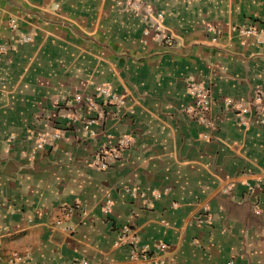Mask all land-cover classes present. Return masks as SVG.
Listing matches in <instances>:
<instances>
[{"label": "crops", "instance_id": "obj_1", "mask_svg": "<svg viewBox=\"0 0 264 264\" xmlns=\"http://www.w3.org/2000/svg\"><path fill=\"white\" fill-rule=\"evenodd\" d=\"M131 2L0 0V264L147 263L131 259L133 238L169 264H264L255 101L264 41L242 30L264 26V0H144L140 10ZM145 5L164 13L174 47L146 32ZM21 33L32 40L20 42ZM191 76L211 91L210 125L187 111ZM99 84L123 102L104 103ZM87 98L104 112L94 134L84 127L98 116L87 114ZM227 99L249 105L248 125ZM54 130L60 137L38 148L39 134ZM125 135L118 160L93 164ZM204 213L210 220L199 223Z\"/></svg>", "mask_w": 264, "mask_h": 264}, {"label": "built area", "instance_id": "obj_2", "mask_svg": "<svg viewBox=\"0 0 264 264\" xmlns=\"http://www.w3.org/2000/svg\"><path fill=\"white\" fill-rule=\"evenodd\" d=\"M144 0H132L131 2V8L132 10H140L143 5ZM145 16L148 18H151V26L147 28L146 32L154 33V37L160 41L163 45L167 47H174L175 46V37L167 30L165 23H164V13L161 11H156L152 6L145 5ZM10 26L13 30H18L19 23L17 18H11L10 20ZM245 33H250L254 35L262 34L259 36L260 41H264V26L260 28L256 25H250L248 27H245L242 29ZM209 31L214 34V37L216 38L218 34H220V30L213 26H209ZM18 40L20 42H27L32 40V35L28 33H21L18 35ZM187 87L190 92V94L194 97V102L192 105L188 106L187 111L190 113H193L198 116V119L203 122L206 125H210L211 121L207 118V113L211 110L212 107V96L211 91L209 87L203 82L195 78L194 76H191L187 80ZM96 97L102 98L104 103H120L123 102V99L121 95L114 92L109 86L105 84H99L96 87ZM75 100L80 102L83 100L82 94H78L75 97ZM255 101L259 104L258 108V115L261 117V119L264 118V105L262 104L264 102V88H261L258 94L255 97ZM226 103L228 105H233L237 110L239 111V121L242 125H248L249 124V118L247 117V114L250 112V107L248 104L243 102H235L232 99H227ZM95 111L98 113V116H88L85 119V130L89 134H94L95 130L93 129L92 125L99 119L100 115H103L104 112L101 108L100 103L96 100V98H87V114H90V112ZM72 119H80L84 118L83 114L77 115L72 117ZM60 137V132L58 130H54L51 133H42L39 134L37 139V147L43 148L48 143H52L57 138ZM130 143V137L128 135H125L121 137L117 143L110 142L108 145L101 148L99 151L96 159L94 160L93 164L96 165L99 168L106 169L111 161H116L121 156V150L128 146ZM249 188L252 190L255 188L253 184L248 183ZM81 206L80 203H76L75 205L66 206L64 208L65 215L71 214L75 209L79 208ZM113 206V200L109 199L104 207L105 212H109ZM258 212H261V208L258 209ZM210 220V216L208 213L201 214L197 217V221L199 223L208 222ZM61 222V220H59ZM130 241V257L133 261H137L141 258H144L147 260V263L144 264H151L149 263L151 260H154V264H169L167 261L164 260H157L156 257L150 253V250L148 247H139L137 245V241H135V238L129 239ZM168 245L166 243H160L155 246V249L157 250H164L167 248ZM83 262L86 263L84 260ZM230 262L229 264H231Z\"/></svg>", "mask_w": 264, "mask_h": 264}]
</instances>
